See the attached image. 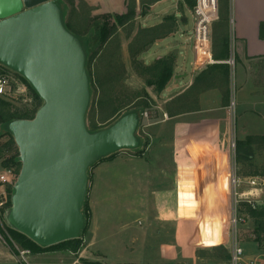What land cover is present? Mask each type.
I'll use <instances>...</instances> for the list:
<instances>
[{
    "label": "rangeland",
    "instance_id": "obj_1",
    "mask_svg": "<svg viewBox=\"0 0 264 264\" xmlns=\"http://www.w3.org/2000/svg\"><path fill=\"white\" fill-rule=\"evenodd\" d=\"M58 1L65 8L63 22L71 31L80 34L79 38L84 44L87 38L85 32L91 16L106 13L132 15V19L124 27L119 28L112 41L106 45V49L110 52L119 49L121 65L115 69L113 86H107L104 94L101 95L100 90H90L86 127L94 130L95 125L97 127L109 125L124 114L138 110L144 102L147 104L135 130V137L142 144L144 142L147 144L139 145L137 149L134 147L119 150L112 158L87 170L85 196L90 216L86 231L78 236L80 246L77 255H82L79 260L101 264H230L229 245L231 241L236 240L243 249L245 262L264 264V204L261 203L256 209L250 210L247 203L233 196L234 191L230 184L232 172L239 177H244L242 179L244 186H247L246 178L249 176L264 179V142L261 137L264 124L259 116L242 117L250 132L242 139L251 137L254 141L253 156L239 159L235 156V150L230 147L231 139L236 141L238 136H242L241 133L238 134V129L236 133L238 136H235L237 116L234 114L239 99V93L235 87L236 64L229 77V130L224 138L222 132L220 134L217 132L216 141H218V135L222 140L219 139L220 142L215 146V150L221 154L215 172L218 168L226 166L227 186L225 187L223 181V184L220 183V179L219 182L214 180L215 184L212 185L213 180L209 179V174H206L208 166L200 163L204 156L202 151H209L190 146V142L194 143V140L190 138L189 133L181 130V135H186V139L190 141H186V145H182V140L178 142V139L176 146L172 144L174 123L182 120L183 117H170L166 109L174 94L177 92L175 97L179 95L184 87L177 88L176 91L170 87L171 91L168 86H172L173 75L178 77L184 72H190L191 66L188 63L185 64L184 55L186 56L185 51L188 49L186 46L189 45L187 62L193 57L189 39L193 27L192 7L188 1L167 0L163 4V7H168V13L165 16H173L175 26L171 35L161 42L170 47L163 50L162 52L165 51V53L158 58L173 57V74L160 92L146 85L147 76H141L135 72L129 55V48L135 50L138 47L137 38L135 39L134 35L147 24L141 21V16H144L141 14L142 9L145 12L149 10L147 0ZM224 11L228 15L227 32L232 53L235 42L231 25L230 0H218L217 18L212 25V38L214 28L221 24V15ZM216 32L219 33V27ZM117 40L119 48H117ZM151 46L152 44L147 45L144 51L138 53L137 57L141 63L152 64L158 59L146 53ZM182 46L184 47L181 48ZM95 65L96 60L90 67L94 80L97 77ZM0 74L7 76L13 89L16 90L15 97L0 98L17 108L28 111L39 108L32 98L31 91L24 83L17 80L16 75L8 70L4 73L0 71ZM170 91L172 93H169ZM99 96L103 100L109 98L113 103L112 107L116 110L107 123L99 122L97 118L91 117L97 109ZM248 112V109L244 111L246 114ZM177 129H183V125H178ZM8 141V135L0 137V163L13 149V145L8 144ZM186 146L188 147L185 148ZM211 169L214 171V168ZM19 171L15 174L16 179ZM261 183L260 197L264 201V182ZM211 185L213 187L210 189ZM8 187L10 186L4 187L3 195L0 189V201L7 200ZM225 188L226 195H223ZM235 203L237 222L234 224ZM6 205V202L0 205V246L13 248L19 255L20 252L28 249L22 248L18 243L12 245L7 242V230L12 224L8 215H5L8 208ZM169 209L176 218L175 224L170 219ZM254 213L256 216H252ZM171 230L173 239L170 238ZM224 235L225 238L227 236L226 241H223ZM29 253L28 250L25 258L21 259V264H31ZM80 264H82L81 261Z\"/></svg>",
    "mask_w": 264,
    "mask_h": 264
},
{
    "label": "water",
    "instance_id": "obj_2",
    "mask_svg": "<svg viewBox=\"0 0 264 264\" xmlns=\"http://www.w3.org/2000/svg\"><path fill=\"white\" fill-rule=\"evenodd\" d=\"M7 11L0 8V14ZM0 62L22 75L43 102L33 119L8 125L21 162L8 212L11 224L41 246L76 238L88 168L137 146V118L128 113L87 131L85 52L52 2L0 19Z\"/></svg>",
    "mask_w": 264,
    "mask_h": 264
},
{
    "label": "trees",
    "instance_id": "obj_3",
    "mask_svg": "<svg viewBox=\"0 0 264 264\" xmlns=\"http://www.w3.org/2000/svg\"><path fill=\"white\" fill-rule=\"evenodd\" d=\"M157 0H147L146 4L149 5L152 2ZM190 6H193V1L187 0ZM65 13V12H64ZM146 12L142 9L141 14L144 15ZM63 16L62 21H63ZM132 19V15L128 13H106L100 15H94L89 18L87 30L85 34L87 35L84 42L79 38L80 34H77L70 30V28L63 22L65 29L68 32H72L75 37H78L80 43L85 52V69L88 80L89 93L90 90H100L101 95L104 94V91L107 86L111 87L114 84L115 76L114 72L118 65H121V57L120 51H108L106 45L112 41L113 37L117 34L118 29L124 27L130 20ZM166 22V23H165ZM175 19L173 16H165L163 21L152 27H141L140 30L134 35V38L137 41L138 47L135 50L129 48V55L132 58L133 67L135 72L140 74L141 76H147L145 79L146 85L153 87L155 91L160 92L164 89L167 82L170 80L173 74V57L165 56L156 59L152 64H143L138 59V53L145 50L147 45L152 44L155 40L159 38H163L174 31ZM219 27V33L216 32ZM212 38V55L216 60H226L230 56V48H229V37H228V15L224 11L221 15V24L216 26ZM259 36L264 39V22H261L259 25ZM117 48H119V41L117 40ZM96 60L97 70L95 73L97 77L95 80L93 79L92 73L90 71V67L92 66L93 61ZM98 60V61H97ZM1 73H4V69H0ZM229 77H230V66L226 63H217L213 65H206V67L202 68L195 75L192 84L190 87L183 93L177 95L173 98L168 106L167 113L170 117L175 115L184 113L189 110H198V95L208 89L217 88L221 92V106H228L230 102V85H229ZM22 83L31 91L33 100L37 103V106L40 107L42 103V99L35 92L33 87L29 84V82L23 78H19ZM111 94V90L109 89ZM99 96L97 100V109L91 114L93 118H97L99 122H105L113 117L116 111L114 107H112V101L107 98L106 100L101 99ZM194 107H190V106ZM147 106L146 102L140 105L138 110H135L133 113L137 118V126L140 123L142 118L143 110ZM39 109V108H38ZM37 109V110H38ZM37 110L28 111L26 109L17 108L11 105L8 101L0 98V137L4 135L9 136L8 144L13 145V149L7 153V157L2 161L3 166L7 167H15L16 173H18L21 168V162L19 159V150L13 138V135L8 130L9 123L16 120H31L34 118ZM88 108L86 112V116L88 114ZM128 114V113H126ZM124 114V115H126ZM86 119V117H85ZM110 125V124H109ZM104 125L102 127L94 128V130H89L88 132H96L105 128ZM86 126V125H85ZM263 141V140H262ZM251 137H247L244 140H236L235 141V156L239 159L243 158H251L253 156V148ZM143 144H147L144 142ZM142 142L137 138V146L143 145ZM142 152V151H140ZM115 155L111 153L105 157H102L92 163L88 169L91 167H95L98 163L110 159ZM88 179V176H87ZM13 185L8 187V196L6 200L7 211L5 215H8L11 206V196L13 194ZM248 206V205H247ZM248 208L251 210L250 206ZM81 216H82V225L79 230L78 236H81L86 231L88 221H89V207L87 204L86 196L84 197L82 207H81ZM254 212V211H252ZM254 213L252 216H256ZM8 235L6 236L7 242L9 244L18 243L22 248L28 249L30 253H43V252H51V251H61V250H69L73 254H77L80 246V238L77 236L76 238L69 239L66 241H62L50 246H41L32 241L26 235L16 230L12 225L8 227L7 230ZM14 254H18V251L15 249L9 248ZM228 258V257H226ZM82 264H101L98 262H89L81 260Z\"/></svg>",
    "mask_w": 264,
    "mask_h": 264
},
{
    "label": "crops",
    "instance_id": "obj_4",
    "mask_svg": "<svg viewBox=\"0 0 264 264\" xmlns=\"http://www.w3.org/2000/svg\"><path fill=\"white\" fill-rule=\"evenodd\" d=\"M167 0H157L149 4V10L146 11L144 16H141V21L146 22L145 27H152L160 24L163 21L165 14L168 12V7H163L164 2ZM52 2L56 5L59 10L60 15H65V8L62 6L61 2L58 0H0V8H7L9 12L0 14V19L4 17H9L11 15H22L31 7H36L41 4ZM231 3V25L233 29V40L235 42L234 52H230V57L233 60V65L230 66V72L236 64L235 77H236V88L239 93V99L237 100L236 119H235V136L241 133L242 136H238L237 140L242 139L243 136H247L250 132L246 128V122L242 117L245 115L259 116L262 123L264 124V39L259 36V25L264 22V0H230ZM62 20V17H61ZM63 23V21H62ZM72 34V33H71ZM73 35V34H72ZM171 34L159 38L152 43L149 50L146 51L147 54L154 55V58L162 56L168 45H164L161 42L168 38ZM74 36V35H73ZM75 37V36H74ZM183 41V39H182ZM185 44V43H184ZM182 46L181 48H183ZM189 49V45L186 46ZM186 49L184 57L186 58L185 64L191 66L190 72H184L181 75L174 76L171 79L172 86H168L169 90L171 88H183L182 93L185 92L193 82V79L198 71L206 66L197 68L194 65L193 57L192 60L187 62V52ZM183 58V57H182ZM225 63L224 60L216 61L209 65ZM196 70V71H195ZM194 74L193 77V73ZM187 77V79H185ZM178 80L177 82H174ZM171 87V88H170ZM169 93H172V92ZM181 92L179 94H181ZM177 93V92H176ZM175 93V94H176ZM175 94L174 97L175 98ZM172 100V99H171ZM236 108V105H235ZM234 108V109H235ZM249 110L246 114L245 110ZM198 115L197 117H195ZM183 117L182 120L176 121L173 126V146H176V140L178 142L182 140V145H186V135H181V130L185 133H189V136L194 143L190 146L198 147L202 151L203 157L200 163L207 165L206 174L210 176L209 179L225 183L227 186L226 177V166L218 168L215 172L217 165L219 163L220 153L215 150V146L219 143L222 138L218 135L222 132V137H226L230 126V114L228 106H221V92L217 88H211L201 92L198 96V110H189L184 113L175 115ZM178 125H183V129H177ZM249 132V133H248ZM205 138H204V137ZM262 137V136H261ZM137 139V138H136ZM220 139V141H219ZM215 141V142H214ZM181 144L179 145V147ZM186 146L185 148H187ZM172 165V163H171ZM170 165V170H171ZM226 165V164H225ZM224 167V168H223ZM214 168V171L211 169ZM208 179V177H206ZM210 180V181H211ZM223 181V182H222ZM215 184V183H214ZM211 185L210 189L213 187ZM218 189L217 187H215ZM223 195H226V188L223 189ZM1 203L6 201L2 200ZM170 219L173 220L174 224L176 218L172 215L171 209ZM172 225V227L174 226ZM170 238L172 237V230L170 232ZM226 235V234H225ZM224 235V238H225ZM227 238V236H226ZM226 238L223 241H226ZM164 244L166 242H159ZM19 255L14 254L9 248L0 246V264H21V258ZM29 259L31 264H80L79 258H82L81 254H73L69 250L61 251H51L43 253H29ZM25 258V255H24Z\"/></svg>",
    "mask_w": 264,
    "mask_h": 264
},
{
    "label": "built area",
    "instance_id": "obj_5",
    "mask_svg": "<svg viewBox=\"0 0 264 264\" xmlns=\"http://www.w3.org/2000/svg\"><path fill=\"white\" fill-rule=\"evenodd\" d=\"M187 1V0H184ZM193 1V6L191 8L192 17V30L190 32V46L192 49L193 63L197 68L214 63L216 60L212 55V25L217 18L218 0H191ZM224 62L230 66L233 65V60L229 56ZM21 83L20 79L16 77ZM16 90L13 89L10 79L0 74V97L4 99H11L15 97ZM33 98V97H32ZM262 140L264 142V132L262 134ZM230 147L235 150V140L231 139ZM16 171L13 167L3 166L0 163V189H2V194H4V187L6 185L12 186L15 182ZM244 177H239L235 172H232L230 176V184L233 188V196L238 197L239 201H244L246 205L253 209H256L264 201L261 200L262 189L261 182L264 179L249 176L246 178L247 186L243 185ZM259 192V193H258ZM261 192V193H260ZM3 203L0 202V205ZM236 203L234 206L233 223L237 222L236 217ZM230 264H254L253 261H244L243 259V249L238 245L236 240L231 241L230 245ZM28 253V250L20 252V256L24 258V255Z\"/></svg>",
    "mask_w": 264,
    "mask_h": 264
},
{
    "label": "flooded vegetation",
    "instance_id": "obj_6",
    "mask_svg": "<svg viewBox=\"0 0 264 264\" xmlns=\"http://www.w3.org/2000/svg\"><path fill=\"white\" fill-rule=\"evenodd\" d=\"M0 69H4L5 71H9V72H12L14 75H16V77H18V78H20V77H23L22 75H20L18 72H16V71H14V70H12L11 68H9L8 66H6L5 64H3L2 62H0ZM4 71V72H5ZM24 78V77H23ZM43 104V102L41 103V105ZM41 105H40V107H41ZM39 107V108H40ZM87 112V111H86ZM85 117H86V114H85ZM88 130V129H87ZM89 133H92V132H89ZM119 151V150H118ZM118 151H115V153L116 152H118ZM114 153V152H113Z\"/></svg>",
    "mask_w": 264,
    "mask_h": 264
}]
</instances>
